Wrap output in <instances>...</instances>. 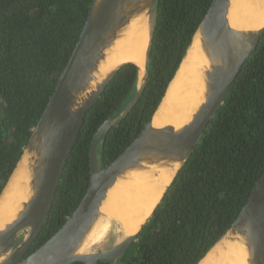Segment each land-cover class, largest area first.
Segmentation results:
<instances>
[{
    "label": "trees",
    "instance_id": "trees-1",
    "mask_svg": "<svg viewBox=\"0 0 264 264\" xmlns=\"http://www.w3.org/2000/svg\"><path fill=\"white\" fill-rule=\"evenodd\" d=\"M212 0H156L140 99L98 144L101 168L151 119ZM92 0H0V193L53 94ZM138 66H121L89 109L43 229L46 242L85 195L98 127L133 98ZM264 172V31L193 152L116 264H196L232 225ZM73 264H84L77 261ZM94 264H108L98 260Z\"/></svg>",
    "mask_w": 264,
    "mask_h": 264
},
{
    "label": "water",
    "instance_id": "water-1",
    "mask_svg": "<svg viewBox=\"0 0 264 264\" xmlns=\"http://www.w3.org/2000/svg\"><path fill=\"white\" fill-rule=\"evenodd\" d=\"M233 2L212 0L151 119L116 159L101 168L97 154L101 137L130 113L149 77L147 61L145 66L134 61H118L114 47L124 36V30L139 16L150 21L151 40L156 0H92L72 55L0 193L1 200L17 170L29 176L26 199L15 215L0 226V264H73L77 261L94 264L98 260L116 264L193 152L261 39L264 24L256 29L231 25L229 15ZM113 56L114 62L108 64ZM128 62L138 66L137 89L125 109L118 116L104 120L93 136L91 177L85 195L64 224L24 257L43 229L89 109ZM104 64L107 68H102ZM192 67L198 74V86L191 114L180 126L173 123L158 126V117L170 116L176 98L171 92L172 85H180ZM154 168L165 170L168 182L163 183L161 196L149 216L134 233L128 234L102 207L112 188L132 180L135 171ZM160 174L161 171H154L155 176ZM229 256L233 264H264V172L235 221L196 264H225Z\"/></svg>",
    "mask_w": 264,
    "mask_h": 264
},
{
    "label": "bare ground",
    "instance_id": "bare-ground-1",
    "mask_svg": "<svg viewBox=\"0 0 264 264\" xmlns=\"http://www.w3.org/2000/svg\"><path fill=\"white\" fill-rule=\"evenodd\" d=\"M233 1V8L229 15L233 27L256 29L264 24V0ZM150 29V21L144 20L143 16L133 19L129 27L124 30L122 34L124 36L116 42L115 59L134 61L145 66ZM112 62H114V56L108 64ZM102 68H107V64H104ZM197 86L198 74L192 67L180 85L175 84L171 87V92L176 94V98L170 116L163 119L158 117L156 124L158 126L165 123L182 125L192 112L197 97ZM156 170L161 171L159 176L154 175ZM165 174V170L157 168L153 171H135L133 174L135 177L132 180L123 185H116L110 190L102 211L117 220L126 233H134L158 202L163 191V183L168 182ZM28 180L29 176L23 174L21 169L17 170L0 200V226L15 215L20 203L26 199ZM225 264H233L230 256Z\"/></svg>",
    "mask_w": 264,
    "mask_h": 264
}]
</instances>
